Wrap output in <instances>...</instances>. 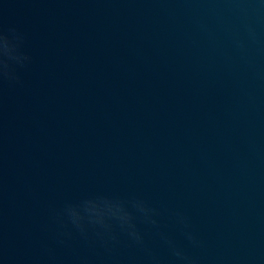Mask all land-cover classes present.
Masks as SVG:
<instances>
[{"label":"water","instance_id":"obj_1","mask_svg":"<svg viewBox=\"0 0 264 264\" xmlns=\"http://www.w3.org/2000/svg\"><path fill=\"white\" fill-rule=\"evenodd\" d=\"M0 94L106 264H264V0H0Z\"/></svg>","mask_w":264,"mask_h":264}]
</instances>
